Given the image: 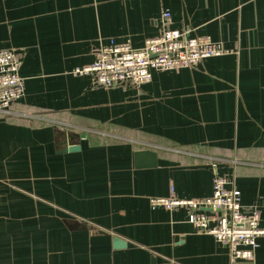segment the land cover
Listing matches in <instances>:
<instances>
[{"label":"crops","instance_id":"crops-1","mask_svg":"<svg viewBox=\"0 0 264 264\" xmlns=\"http://www.w3.org/2000/svg\"><path fill=\"white\" fill-rule=\"evenodd\" d=\"M164 11L224 52L139 89L75 73L99 46H143ZM0 49L24 78L0 111V264H264V237L232 262L185 209L149 205L209 196L217 173L264 227V0H0ZM55 129L79 133V151L61 152ZM140 149L155 166L135 165Z\"/></svg>","mask_w":264,"mask_h":264},{"label":"built area","instance_id":"built-area-1","mask_svg":"<svg viewBox=\"0 0 264 264\" xmlns=\"http://www.w3.org/2000/svg\"><path fill=\"white\" fill-rule=\"evenodd\" d=\"M223 52L220 44L208 36L194 35L190 28H172L170 13L164 11L159 32L147 38L143 46L134 48L129 40L99 46L93 62L75 73L90 74L96 86L111 88L130 84L139 89L151 79L154 71L192 68ZM19 69L15 51L0 49V111L9 109L24 94V78ZM149 205L151 209H185L195 231L211 235L225 245L232 262L253 261L257 239L264 237L258 208L244 209L240 191L225 175H214L209 196L180 198L171 192L165 197H150Z\"/></svg>","mask_w":264,"mask_h":264},{"label":"water","instance_id":"water-1","mask_svg":"<svg viewBox=\"0 0 264 264\" xmlns=\"http://www.w3.org/2000/svg\"><path fill=\"white\" fill-rule=\"evenodd\" d=\"M57 131L56 134V145L58 146H63L64 148H61V152H76L79 151L80 149V144H79V133L77 132H68V131H63L60 129H55ZM67 143V147L64 146ZM157 155L156 152L150 149H140L136 150L134 152V159H135V165L136 166H142V165H147L149 167L155 166L157 163ZM65 222H71V223H76L78 227L81 228H86V224L81 223L79 221H74V220H64ZM99 233H103L102 231H97ZM112 244L114 248H122L126 245L124 240L117 236L112 237Z\"/></svg>","mask_w":264,"mask_h":264}]
</instances>
